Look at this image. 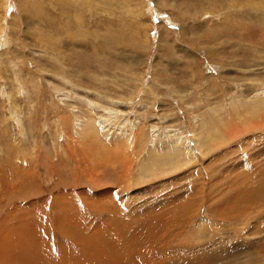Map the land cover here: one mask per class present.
Returning <instances> with one entry per match:
<instances>
[{"label": "rangeland", "instance_id": "374dc122", "mask_svg": "<svg viewBox=\"0 0 264 264\" xmlns=\"http://www.w3.org/2000/svg\"><path fill=\"white\" fill-rule=\"evenodd\" d=\"M259 98L264 0H0V264L264 259V223L242 221L264 211ZM76 116L112 148L145 126L142 168L171 172L85 152ZM177 137L193 153L176 164L156 149Z\"/></svg>", "mask_w": 264, "mask_h": 264}, {"label": "bare ground", "instance_id": "6f19581e", "mask_svg": "<svg viewBox=\"0 0 264 264\" xmlns=\"http://www.w3.org/2000/svg\"><path fill=\"white\" fill-rule=\"evenodd\" d=\"M58 1V0H56ZM2 31V30H1ZM111 36V35H109ZM111 38V37H110ZM42 40V39H41ZM235 100V99H234ZM248 100V99H246ZM257 102H259V105L257 106L256 104H253L252 103V106H250V110L248 109V106L246 105V111H249V113H252V112H264V99H258ZM243 103V102H242ZM91 104V103H90ZM235 104V103H234ZM249 104V103H248ZM244 106V104H243ZM261 114V113H260ZM74 115V114H73ZM61 118V117H60ZM66 118V117H65ZM64 118V120H65ZM63 119V117L61 118ZM73 119V121H72ZM71 120H69V123H72L73 125L72 126H69L68 128H70L71 130V133H72V136L74 138H76L79 143L77 142V146H80V142L81 140H85L86 143H88L90 145V147L87 148V146L85 145V152H89L88 150H90L89 153H91V151L93 150L92 147L94 149H97V150H100V151H104V153L106 154L107 151L111 152V153H116V157L117 160L119 159L120 163L123 164V166L127 169V172L129 173V166L133 163L132 160H134V163L135 164H138V166H140V168L138 169V173L141 175V177H143L141 180L142 182H144L145 180H148L150 179L149 177H152V176H158V175H166V173H169L171 172V169L165 165V161H161L159 160L157 163H155V165L153 166V169H145L142 168L144 167L145 165V158L142 159L140 158V155H141V152L140 150L134 145L135 142H138L140 144V146L143 148V146L145 145L146 143V138L148 140V135H147V128L145 126H142V127H138V126H135V127H132L130 129V131L127 133H121L122 136L118 137L117 135L114 137V136H110L109 135V140L111 141L112 140V143H113V148L110 147L109 145H107V143L101 138V135H104V134H101V132H105L104 129H105V126L103 125V119L102 121H96L92 116H87V117H72ZM80 121V123H79ZM104 121H107L106 119ZM236 121V120H235ZM253 121V120H252ZM67 122V121H66ZM75 122V124H74ZM234 123V121H232ZM64 123V122H63ZM254 123V122H253ZM66 124V123H65ZM255 124V123H254ZM261 124V122H259V125ZM258 125V126H259ZM76 126V127H75ZM252 126V125H251ZM63 127V126H62ZM74 127V128H73ZM67 128V129H68ZM137 128V129H136ZM66 128H64V131L67 130ZM56 130H60L59 128H56ZM107 130V129H106ZM86 132H89L85 135H83V133H86ZM222 132V131H221ZM61 134V133H60ZM70 135V134H69ZM62 136L65 138L68 137V134L64 133L63 130H62V135H60V138H62ZM103 137V136H102ZM57 138V137H56ZM58 139V138H57ZM181 137H177L175 139H166V140H163V142L161 143V148H158L156 149L157 152H159L160 150H162L163 153H165V155L169 158L172 157V160L176 162H184L186 160H188L187 158H189V154L190 153H193L191 148L189 149L188 146L185 145V143H183L181 141ZM68 140V139H67ZM66 140V141H67ZM262 141V140H261ZM69 143V141H67ZM196 142V141H194ZM203 139L199 138V146L197 145V149L201 150L203 146ZM209 141H207L208 143ZM71 143V141H70ZM69 143V144H70ZM73 143V142H72ZM71 143V144H72ZM75 144V142H74ZM73 144V145H74ZM186 146V148L184 146ZM92 146V147H91ZM192 146V145H191ZM190 146V147H191ZM72 147V146H71ZM139 147V146H138ZM140 148V147H139ZM151 148H154V147H151ZM149 149L148 150V153H149V157H151L153 159L152 156H156V154H154L155 150L153 149ZM153 150V151H152ZM154 153H152V152ZM255 151V150H254ZM253 151V152H254ZM94 152V150H93ZM99 152V151H98ZM96 151V153H98ZM264 152V150L262 151ZM101 153V152H100ZM119 154V155H118ZM109 155V154H108ZM106 154L105 156V159L104 157H100L99 154H98V157L99 158H102V161H105V162H108L109 161V156ZM148 155V154H147ZM164 156V155H163ZM137 157V158H136ZM165 157V156H164ZM113 158V157H112ZM115 158H113L114 160H116ZM140 158V160H138ZM146 158V159H148ZM163 158V157H162ZM192 158V157H191ZM111 160V159H110ZM132 161V163H131ZM150 162V161H149ZM152 162V161H151ZM172 162V161H171ZM104 163V162H103ZM131 163V164H130ZM173 163V164H175ZM107 164V163H106ZM150 164V163H149ZM177 164V163H176ZM184 164V163H183ZM151 165V164H150ZM132 167V166H131ZM158 167V168H157ZM181 167V166H180ZM152 168V166H151ZM176 169L173 168V171H175ZM131 171V170H130ZM146 182V181H145ZM98 194V193H97ZM98 197V196H97ZM130 198L134 197L133 195H129ZM95 201V200H94ZM263 204V203H262ZM261 204V205H262ZM260 205V204H259ZM253 207V206H252ZM251 208V207H250ZM196 209V208H195ZM234 210V209H233ZM238 210V208H237ZM253 210V208H251V211ZM261 210V209H260ZM259 209H258V212L259 213H254V212H249L248 214H246V216L244 217L242 214H240V216L244 219H242V221H244L243 223H248L250 221H252L253 225L252 227L254 226L256 228V226L260 223V221H262L264 223V211L261 212ZM236 211V210H234ZM240 212V210L238 211ZM261 212V213H260ZM244 214V213H243ZM239 215V213H238ZM192 216V215H191ZM239 216V217H240ZM196 217V216H195ZM238 217V216H237ZM258 217V218H257ZM192 218V217H191ZM257 219V220H256ZM69 220V219H68ZM255 220V221H253ZM241 221V219H240ZM73 223V222H72ZM263 226L264 227V224H260V227ZM255 232V231H254ZM118 234V233H117ZM250 234V233H248ZM248 234H244L243 235H248ZM258 234V233H257ZM92 235V234H91ZM250 236V235H249ZM252 236V235H251ZM129 238V237H128ZM135 239V238H134ZM132 241V240H131ZM130 241V242H131ZM136 241V240H134ZM142 241V240H141ZM133 242V241H132ZM131 244H136V243H132ZM106 243V242H105ZM18 244V243H17ZM105 247H108V246H105ZM13 249V248H12ZM101 249L104 251L103 253L108 257L110 258V256L113 258V256H117V254H119L115 249H112V247H108V248H103V246H101ZM110 249H112L110 251ZM132 250V249H131ZM244 250V249H243ZM99 251V250H97ZM101 251V250H100ZM246 251V250H244ZM33 252V251H32ZM241 253L240 250H234V252H232L231 254H229L230 256H238L239 254ZM247 254V253H246ZM103 255V254H102ZM120 255V254H119ZM123 255V254H122ZM248 257L246 258H241V259H236V260H239V261H235L233 260L234 264H249V260H253L254 263L252 262V264H260L261 261H263L264 259L260 260L259 259V253L257 254H253V253H249ZM103 257V256H102ZM122 257V256H121ZM124 257V256H123ZM113 260V259H112ZM251 263V262H250ZM158 264V263H157Z\"/></svg>", "mask_w": 264, "mask_h": 264}]
</instances>
